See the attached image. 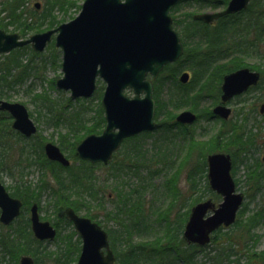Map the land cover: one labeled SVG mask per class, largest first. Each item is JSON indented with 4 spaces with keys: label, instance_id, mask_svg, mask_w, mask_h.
Returning <instances> with one entry per match:
<instances>
[{
    "label": "trees",
    "instance_id": "trees-1",
    "mask_svg": "<svg viewBox=\"0 0 264 264\" xmlns=\"http://www.w3.org/2000/svg\"><path fill=\"white\" fill-rule=\"evenodd\" d=\"M28 1L0 0V28L8 32L9 27H13L11 31H16L25 37L29 33L57 27L74 17L68 14V11L75 8L78 12L80 9V5L72 0H43L44 9H36L33 6L30 11L27 8ZM188 1H197L214 9L228 2V0ZM56 10L58 12L55 14ZM184 16L181 26L178 22L184 53L177 62L164 68L154 84L156 120L164 114L166 120L173 123V126L166 124L168 127H164L165 140L162 143L171 144L170 134L172 133L173 137H177L178 142H183V145L180 147L171 145V148L165 144L162 145L163 148L158 146L157 152L152 157L154 160L149 158L148 162L161 168H175L176 175L177 171L180 172L186 167L187 179L191 181L190 183L195 181L193 177L198 178V181L204 180L203 192L207 193L195 197L188 203L186 199L184 201L180 190L164 189L170 197L167 206L153 211L158 216L156 223L161 226L163 224L160 234L155 235L151 240L133 242L131 240L133 231L148 228L140 200L142 193L138 188L125 190L126 185L121 182L120 188L113 189L116 198V201H113V210H106L102 199L105 195L103 192L105 187L99 185V190L96 189L93 176L94 170L101 165L78 160L74 153L75 145L83 137L100 133L104 128L105 121L100 101L96 106L95 117L88 118L85 110L81 111L77 108L72 110L70 98L61 103L50 101L51 98L46 94H37L34 96L35 100L41 99L43 103L51 104L50 109L48 108L49 113L54 115L49 117L48 121L55 124L63 123L67 127L66 133L60 137V142L72 155L73 163L66 168V173L61 179L57 178L59 189H63L65 193L64 198L61 199L62 206H70L77 213L83 212L84 216L103 227V222H113L116 225V229H106L116 258L115 264H264V251L255 250L260 238L255 230L264 225V205L248 214L247 203H244L235 223L228 228H219L213 233L211 242L203 247L186 243L182 236L189 215V207L202 201L204 194L214 202L220 199L208 186L206 156L213 152H227L231 154L235 164V150H238L241 154L243 153L242 159L248 160L247 154L256 146L254 142H256L257 134L247 132L243 120L237 126L234 123L226 129H220L208 141L199 142L193 138L191 131H186L187 128L175 122V111L181 109H190L197 112L199 117L208 119L211 111L202 107L201 103L207 99L212 102L211 105L219 102L222 77L229 72L242 67L257 70L261 74V79L253 90L261 87L264 81V0H252L243 12L222 17L211 25L193 21L191 14ZM174 24L177 25L176 22ZM47 47L51 51L50 56L43 57L40 53L31 50L29 46L0 55V98L3 96L7 98L4 95L6 92L26 85L32 77L35 80H42L48 62L53 68L60 65L59 50L53 43L48 44ZM248 54L259 57L260 62L246 63L245 56ZM184 66L193 68L191 81L181 85L175 80L174 84L172 82L171 86L164 88L168 77L175 78ZM165 72L168 73L166 77ZM101 91L102 87L99 86L96 91L98 97L101 96ZM64 114L67 116L65 117ZM0 120L4 123V132L8 131L10 118L6 113H2ZM159 126L163 127L160 123ZM171 127H176L177 130L172 131ZM145 135L141 134L124 141L122 148L126 151L122 153L121 160L116 165H113L112 161L106 166L109 169V175L102 179L103 185L108 178L116 179L124 173L127 174L129 170L133 176H139L137 174L139 168L150 167L146 164L145 152L141 144V139ZM3 145L5 148L0 151V172L11 175L14 167L10 162H13L12 154L15 145L9 141ZM183 146H185L183 157L179 158L181 161L174 166L173 153L178 152L179 148L183 149ZM261 165L259 159L253 166L245 165V177L250 179V184H247L250 185L248 196L251 199L264 188V169L259 171ZM156 172H160V169L156 171L150 169L151 175ZM172 179L173 177H170L167 182L170 183ZM253 182L254 184L251 185ZM28 188L26 186L21 189H26V193ZM134 194H137L136 200L132 198ZM181 208L184 211L180 212ZM173 210H176L175 214L171 213ZM100 216L102 220L99 219ZM19 221L17 229L13 232H0L2 252L13 258L16 263L24 254L31 255L35 264H67L77 260L80 240L74 230L66 236H60L57 249L50 251L40 249L42 243L32 237L27 221ZM67 224L71 225L69 221ZM73 236H76L77 240L74 241Z\"/></svg>",
    "mask_w": 264,
    "mask_h": 264
},
{
    "label": "water",
    "instance_id": "water-1",
    "mask_svg": "<svg viewBox=\"0 0 264 264\" xmlns=\"http://www.w3.org/2000/svg\"><path fill=\"white\" fill-rule=\"evenodd\" d=\"M179 1L84 0L73 19L26 39L0 29V54L26 45L42 52L54 35L55 46L61 51L62 70L55 85L59 90L69 91L71 99L91 97L97 79L105 84L101 98L105 127L100 134L87 135L77 144L79 159L107 164L124 139L156 128L152 80L166 64L173 63L183 54V45L172 28L169 15ZM249 1L229 0L224 9L195 14L193 19L209 24L222 16L242 11ZM35 5L38 7L39 3ZM188 79L187 72L179 77L181 83ZM259 79L260 73L249 68L226 74L221 84V101L228 102L255 86ZM127 89L133 94L131 98L124 94ZM0 111L8 112L14 119L13 129L26 136L35 132L23 104L0 99ZM263 111L264 104L260 109ZM212 112L226 119L230 108L217 105ZM195 120L196 115L189 110L181 111L176 117L181 124H192ZM45 152L50 160L63 165L69 163L53 144H47ZM206 162L209 188L221 197V201L217 206L210 199L193 205L183 230L184 240L200 247L210 242L212 233L218 228L235 222L244 199L242 193L236 191L228 153H211ZM20 206V201L9 196L0 182V222L10 224L18 216ZM64 215L81 239L76 264H114L108 234L98 223L78 215L71 207L65 208ZM31 228L39 240H52L55 236V230L48 222L39 221L35 205L31 208ZM19 264H34V261L31 256L22 255Z\"/></svg>",
    "mask_w": 264,
    "mask_h": 264
},
{
    "label": "rangeland",
    "instance_id": "rangeland-1",
    "mask_svg": "<svg viewBox=\"0 0 264 264\" xmlns=\"http://www.w3.org/2000/svg\"><path fill=\"white\" fill-rule=\"evenodd\" d=\"M76 1L78 5H81L83 0H72ZM36 2H39V8L38 9H44V1L43 0H29L27 3V8L31 11V8L34 6ZM223 7H218L216 9L212 8L211 6L201 4L197 1H188V0H181L174 9H172L170 15L173 19L174 22L177 23L174 24V28L180 32V26H181V20H183L184 15L186 14H196V13H202L206 11H216V10H221ZM58 11H55V14ZM68 14L74 16L77 14V9L73 8L72 10L68 11ZM68 17V16H67ZM180 23V26L178 25ZM9 32H16V31H11L13 30V27H9ZM17 33V32H16ZM32 33L27 34L26 36H30ZM60 53V52H59ZM41 56H46V55H51V51L48 49V47H45V49L40 52ZM25 57V56H24ZM260 58L248 54L245 56V62L249 64H256L260 62ZM59 64L61 65V55L59 58ZM47 67L44 70L43 73V79L42 80H35L33 77L29 79L28 83L24 86L21 87H15L14 89L10 90L9 92H6L4 95L7 96L0 99L7 100L9 102H18L23 104L29 113L32 114L33 119L35 123L38 125L39 128V133L46 137L47 139H52L50 141H55L57 139V131H60L61 133H64L66 131V126L65 125H60V127H46V123L48 122L49 117H52L54 113H49L50 109V103L45 102L43 103L41 99H36L34 96L37 94H46L49 96L51 99L50 101H57L63 103V101H66L67 98H69V92L68 91H62L58 90L56 88L55 82L56 80L62 76V71H61V66H55L56 68L51 67V64L49 62L47 63ZM192 67H183L179 73L175 76V78L168 77V80L166 84L164 85V88H168V86H171V83L178 82V77L181 72L186 71L189 74L192 75ZM168 73H164V76L166 77ZM30 82V85H28ZM103 84L100 83V86ZM29 86L28 88H26ZM174 89V85L172 86ZM165 91V90H164ZM128 95H131L129 93H126ZM100 97L97 96L95 93L92 97L86 99L85 101L79 100V99H71V105H72V110L81 109L85 110L87 112V117H95V111H96V106L98 102L100 101ZM264 103V81L261 84V87L251 90L247 92L245 95L240 97L239 100H233L230 104L229 107L232 109V115L230 119L227 122H222L219 120H209V119H204L203 117L200 118L195 124L190 126L189 128L186 129V131H191L193 133V138L196 139L199 142H204L208 141L211 137H213L220 129H226L230 127L232 124L239 125L243 120H244V125L246 126L247 132L251 131L252 133H256V141L258 145V149H256V146L253 148L252 151H250L247 155L249 156L248 160L242 159L243 153L241 154L238 150H235V173L232 175L233 179L236 184V190L240 193L243 194L244 197V203H247L248 207V214L256 211L258 208L264 205V188L261 190L259 194H257L254 198H250L248 194L250 193V185L248 186L247 183L250 184V179L245 177V165H248L252 162H255V159L261 158V156L264 154V113L260 114L259 113V108L260 105ZM212 102L207 99L201 103L202 107L205 109H211ZM49 106V107H48ZM91 109H89V108ZM49 108V109H48ZM169 108V107H167ZM70 109V108H69ZM68 110V109H67ZM54 111V110H53ZM182 110L175 111V115L177 113H180ZM236 111V115L234 116V113ZM84 112V113H85ZM67 113V112H66ZM65 117L67 114H64ZM167 118L165 117L164 114L161 115V118H158L157 122L163 126L160 129H157L153 132H149L146 134L143 139H141V144H142V149H144L145 152V158H146V164L149 165L150 167H141L137 170V174L140 176H133L132 172L129 170L127 174H122L120 177L113 179V178H108L107 181H104V185L102 184V179L106 178L107 175H109V169L105 166H101L99 168H96L93 172V176L95 177L94 179V184L95 188L99 185L102 187H105L103 190L104 196H103V202H104V207L106 210H113V201H116L115 198V191L113 190L115 187L120 188L121 187V182H124L126 185L124 187L125 190L128 189H139V192L142 193L141 197V202L144 208V216H146L145 220L147 221L148 228L144 230H138V231H133L131 240L133 242H138L140 240H151L155 235L160 234L162 226L156 223V220L158 218L157 215L153 213L155 210L159 209H164L167 206V203L170 199L168 196V192H166L164 189H178L180 190L182 197H184L189 203L195 197L200 196L203 193L204 190V180L198 181V178H194L195 181L193 183H190L187 179L188 171L186 167H184L180 172L177 171L176 175V170L171 169V168H161L159 166L154 165L153 163H149L148 159L154 160V154L158 150V146L160 148H163L165 146L172 147L171 145H178L179 147L183 145V142H178L177 137H173V134L171 133V144L168 142L162 143V141L165 140V135H164V127L166 124L173 126L172 122H168L166 120ZM93 121V120H91ZM4 123L1 122L0 120V128L3 129ZM168 127V126H166ZM172 131H176V127H171ZM176 129V130H175ZM0 135V151L3 147L4 143L6 141L16 143V138L12 134H6L4 130L1 131ZM179 135V131L177 133ZM167 135V133H166ZM177 135V136H178ZM169 136V135H168ZM173 140V141H172ZM29 143V142H28ZM36 147H38L39 142H35ZM20 144V143H19ZM152 144H154L152 146ZM19 146L16 144V148L13 151L12 154V161H15L16 159V151ZM123 147V146H122ZM120 148L115 156V160H113V165H116L118 161L121 160L122 153L126 151L124 148ZM184 147L183 149L179 148L178 152H174V166H177V162H180L182 159L183 154H184ZM124 149V150H123ZM28 147L23 146V151H27ZM183 152V153H182ZM234 152V151H233ZM251 157H253L251 159ZM171 158V159H172ZM242 159V160H241ZM251 159V160H250ZM11 164L14 162H10ZM150 169L152 171H156L160 169V172H156L153 175L150 174ZM40 175L39 173L35 172V169L32 171L31 175H28L24 179L26 181H30V184H35L37 180L39 179ZM170 177H173L171 182H167V180ZM192 180V179H191ZM0 181L4 184L5 187L9 189V191H12L15 189V181L13 179L12 174L9 175L4 172H0ZM248 181V182H247ZM254 182L251 184L253 185ZM190 189H194L191 191ZM99 190V189H98ZM203 195L202 200H207L208 197L206 195ZM137 194L132 195V198L136 200ZM209 196V195H208ZM108 197V198H107ZM106 198V199H104ZM110 198V199H109ZM42 205H43V213L45 216L50 217V219H54V212L52 207H47L46 204L47 202H51L53 200V197H50L47 195V193L43 194L42 198ZM221 198L219 201L216 203L220 202ZM190 208V207H189ZM184 211L183 208L180 209V212ZM41 215H44V214ZM172 214L176 213V210H173L171 212ZM81 215H83V212H80ZM171 214V215H172ZM148 216V217H147ZM99 219H103L102 216L99 217ZM244 219V217H243ZM15 224V223H14ZM104 225L105 229H116V225L113 222H108V223H102ZM150 225V227H149ZM60 236H66L69 233H71L74 229L72 225H69L67 223L61 222L60 226ZM149 229V230H148ZM4 232L8 231L7 229H2ZM256 233L260 236L259 241L255 247L256 251H264V225L259 226L256 230ZM60 239L58 238L57 240L55 239L54 241L50 242H45L42 244L47 250L50 251H55L57 249V245L59 244ZM73 240H77L76 236H73ZM200 257V255H199ZM0 264H18L16 263L15 260L8 255L4 254L2 252L1 246H0ZM49 264V263H47ZM67 264H76V261H70Z\"/></svg>",
    "mask_w": 264,
    "mask_h": 264
},
{
    "label": "flooded vegetation",
    "instance_id": "flooded-vegetation-1",
    "mask_svg": "<svg viewBox=\"0 0 264 264\" xmlns=\"http://www.w3.org/2000/svg\"><path fill=\"white\" fill-rule=\"evenodd\" d=\"M176 30H177V28H176ZM177 32H178V30H177ZM178 33H179L181 42L183 44L180 32H178ZM191 78H192V75L189 74L188 83L191 81ZM221 84H222V81H221ZM221 84H220L219 102H217V103H215V104L210 106V108H211L210 109V111H211L210 120H218V121L220 120L222 122V124H223L224 122H227L230 119L231 115H232V109L229 107V104L233 100H236V101L239 100L240 97L245 95L247 92L251 91L252 88H249L246 92H244V93H242L240 95L233 96L228 102L223 103L220 100ZM217 105H226L227 107L230 108V114H229V116L226 119L218 117V116L213 114L212 110ZM260 109H261V105H260V108H259V113H260ZM181 110L182 111L183 110H189V111L193 112L196 115V120H195V122L193 124H195L201 118V117H199L200 115H198L197 112H194V111H192L190 109H181ZM2 113H6L7 117L10 118V121L8 122L9 130L6 131V134L14 135L15 138H16V143H14L15 148H16V144L19 146L17 148V151H16V159H15V161H13L14 162L13 163L14 170H13L12 176H13V179L15 181V189L12 190V191H9V189L7 187H5V190L9 194V196H11L12 198L18 199L20 201V203H21V206H20V211H19L18 216L16 218H14V220L8 225H3L0 222V228H2V229L5 228L9 232H13L15 229H17L18 223L20 222L19 220H25V221L28 222L27 223L28 224V229L31 232L32 237L36 241H39L40 243L43 244L45 242L54 241L55 239L57 240L60 237V229H59L60 223L61 222L67 223V221H69L64 215V210H65L66 207H70V206H62L63 203H62L61 199L64 198L65 193H64L63 189H59V187H60L59 186V181L57 180V178L61 179V177L66 173L65 172L66 168L70 167L71 164L73 163L72 155L70 153H68L66 148L64 149V147L61 145V142H60L61 141L60 137L63 136V134H65L66 131L64 133H61L60 131H57L58 132L57 133V139L55 141H50L52 139H47L46 137L42 136L39 133L38 125L35 123L32 114L29 113V111H28L29 118L31 119V121L33 122V125L35 127V132L32 133L30 136H26V135L22 134L20 131H18L16 129H13L12 123H13L14 119L11 117L10 114H8L7 112H0V114H2ZM263 113H264V111L262 113H260V114H263ZM178 114L179 113H177L176 116ZM235 115H236V111L234 113V116ZM193 124H179V125L181 127L189 128ZM60 125H65V124H63V123H56L55 124L54 122L50 123L49 121L46 123V127L49 126V127L56 128V127H60ZM2 130H4V129L0 128V135L2 133L1 132ZM66 130H67V127H66ZM36 141L39 142L38 143V147H36V143H35ZM49 143L53 144L54 146H56L60 150V152L63 154V156L69 162L67 165H63L62 163H60L58 161H55V160H50L47 157L46 152H45V146L47 144H49ZM254 143L256 145V149L255 150H257L259 148L258 145H257V141L254 142ZM76 145H75V148H74V153H75V156L77 157V155H76ZM23 146L28 147V150L27 151H23ZM252 150H253V148L251 149V151ZM115 155L116 154L114 153L112 158H111V160H109V162L107 164L97 163V164H94V165H101V166H105L106 167L107 165H109V163H111L114 160ZM230 156H231V154H230ZM263 156H264V154L261 156V158H257V159L260 160V162L262 164L261 167H259L260 168L259 171L261 169H264V162L262 161V157ZM252 158L253 157H251V159ZM77 159L80 160L78 157H77ZM257 159H255V162H256ZM231 160H232L231 174L233 175L235 173V165H234L232 156H231ZM255 162H252L250 164L253 166ZM34 169H35V172L39 173L40 177H39V179L37 180V182L35 184L31 185L30 181H26L24 178L27 177L28 175H31L32 171ZM26 186L29 187V188L27 189V192L25 193L26 189H21V188H25ZM18 187L20 189H17ZM54 188H57V189H54ZM96 189H98V186L96 187ZM45 193H47V195H49L50 197H53V200L51 202L45 203L46 204V208L47 207H52V209H53V212H54V219L53 220L50 219V217L45 216V214L43 213V205H42L41 198H42L43 194H45ZM34 205L36 206V211H37V215H38L39 221L40 222H48L52 226V228L55 230V236H54V238L52 240H49V239L39 240V239H37L34 236L32 228H31V208ZM42 213L44 215H41ZM78 214L81 215L79 212H78ZM101 227L105 231H107L102 225H101ZM8 231H6V232H8ZM0 232H4V231L0 230ZM76 236L79 237V235L77 233H76ZM79 240H80V248H81V239H80V237H79ZM108 240H109V244H110L109 235H108ZM42 244H41L40 249L44 248L45 250H47L44 246H42ZM110 248H111V245H110ZM24 255H28V254H24ZM29 256H31V255H29ZM33 261H34V264H35L34 258H33ZM18 264H19V260H18Z\"/></svg>",
    "mask_w": 264,
    "mask_h": 264
}]
</instances>
